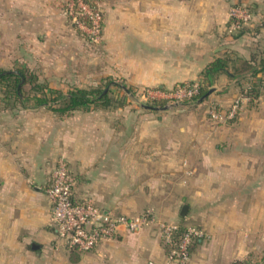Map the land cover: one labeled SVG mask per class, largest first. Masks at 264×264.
<instances>
[{
  "label": "crops",
  "instance_id": "obj_1",
  "mask_svg": "<svg viewBox=\"0 0 264 264\" xmlns=\"http://www.w3.org/2000/svg\"><path fill=\"white\" fill-rule=\"evenodd\" d=\"M244 1L254 16L233 36V0H150L144 8L116 9L106 27L111 53L125 57L120 63L137 85L171 89L199 79L219 56L250 59L264 49V0ZM45 2L0 0V15L25 39L43 18ZM129 40L131 50L120 51ZM258 77L260 93L251 100L245 93L251 76L219 74L212 100L223 110L236 101L240 108L237 116L210 123L197 114L178 118L148 106L143 112L91 106L64 115L45 106L17 114L0 110V264H180L169 259L151 225L121 229L93 250L73 254L51 222L45 190L60 157L77 177L74 196L92 198L110 212L135 215L144 207H165L174 189L210 203L213 219L227 229L226 250L215 247L216 236L201 238L187 264H232L262 250L264 71ZM179 123L184 131L176 135ZM197 124L195 135H185L188 125Z\"/></svg>",
  "mask_w": 264,
  "mask_h": 264
},
{
  "label": "rangeland",
  "instance_id": "obj_2",
  "mask_svg": "<svg viewBox=\"0 0 264 264\" xmlns=\"http://www.w3.org/2000/svg\"><path fill=\"white\" fill-rule=\"evenodd\" d=\"M45 1L47 7L43 13V18L37 27L27 30L25 39L23 33L8 28L4 16L0 15V68L15 69L20 64H25L35 70L42 81L64 91L75 86L104 87L108 79L114 78L119 83L126 84L131 90L127 93L123 87L110 83L111 94L118 101L108 107L110 110H127L129 108V110L139 109L143 112L148 111L144 107L145 105H155V109H169V115L173 117L179 118V115H183L185 112V115L186 113L188 115L197 114V117L203 119L204 122H206L205 120L209 121L207 123H210L212 119L217 120L211 114L212 106L217 105L211 98L214 91L205 99L196 102L172 96H150L145 94V91L154 87H144L131 82L129 79L132 75L131 71L125 63H120L125 57L119 59L111 53L106 29L109 18L116 17V9L131 11L136 8H144L149 5L150 0H97L103 12V19L100 30L96 34L97 30H92L91 24L80 20L79 17L70 12L68 3L71 0ZM115 30L117 31L119 28H115ZM120 43L123 42H117L118 45ZM124 44L125 49L119 48L120 51L131 50L130 48L127 49L128 45H132L131 40L124 41ZM25 87L24 93L30 95L32 93L30 85L27 84ZM9 94L10 90L6 83L0 84V110L5 108L12 111V114H17L22 110L40 108V106L33 105L32 99H27L24 103L22 100L9 96ZM45 107L51 109L48 106ZM80 110L87 111V108ZM162 111L165 110H159L156 113H165ZM191 124L195 123L191 122ZM184 125V123H179L174 134H181L184 129H180L179 126ZM198 125L195 127L188 125L192 129L188 127L185 135H195L193 129L196 130ZM208 126L209 124H205L203 128L209 131ZM182 195L183 193L174 189L169 196L167 195L170 204L165 207H153L156 215L160 219H168L178 224L197 226L204 232L203 239L207 237L212 239L216 236L215 242L217 244L215 247H219V250H226L227 229L222 224H217L215 218L213 219V208L210 203H203L200 200L190 198L188 195L183 198ZM179 200L180 202L176 204ZM183 202L188 204V212L185 216L180 213ZM147 209L144 207L142 211ZM261 246L262 250L256 248L249 256L237 260H244L249 264H264V245L261 244ZM207 249H211L209 244Z\"/></svg>",
  "mask_w": 264,
  "mask_h": 264
},
{
  "label": "built area",
  "instance_id": "obj_3",
  "mask_svg": "<svg viewBox=\"0 0 264 264\" xmlns=\"http://www.w3.org/2000/svg\"><path fill=\"white\" fill-rule=\"evenodd\" d=\"M75 1H78L80 8L78 12L75 11ZM68 7L74 16H77L79 12L88 15L92 22V30H97L95 34L100 30L103 19L100 7L93 8L84 0H71ZM229 16L231 24L228 30L234 32L251 22L254 13L246 3L234 2L230 6ZM199 89L200 80L195 79L191 83L179 85L172 90L148 88L145 94L183 99L199 93ZM239 108V101L234 102L227 110L213 105L211 114L217 120H226L237 116ZM76 183V175L70 169L66 159L60 157L45 190L52 203L51 222L57 228L59 239H62L69 248L76 246L83 251H90L101 242L116 237L121 229L138 230L151 225L159 229L164 243L169 245V259L180 264H187L191 257L190 244L194 239L202 238L204 235L199 227L187 225L184 235L179 242H176L174 236L179 228L178 223L160 219L151 208L135 215L107 211L92 198H76L74 196Z\"/></svg>",
  "mask_w": 264,
  "mask_h": 264
},
{
  "label": "trees",
  "instance_id": "obj_4",
  "mask_svg": "<svg viewBox=\"0 0 264 264\" xmlns=\"http://www.w3.org/2000/svg\"><path fill=\"white\" fill-rule=\"evenodd\" d=\"M86 3L90 4L93 8L99 7L97 0H84ZM237 3H246L250 8V4L244 0H235ZM78 1H75V11H79ZM102 10V9H101ZM80 20L92 24L88 15L79 12L78 15ZM231 21L229 22V26ZM246 25V24H245ZM245 25L234 32H229L231 36L238 32H241ZM264 71V49L262 52L254 53L250 59L243 57H232L229 54L219 56L211 61L202 71L200 80L199 93L193 95L192 97L186 98L188 101H199L200 97L205 94L210 88L214 86L217 77L221 73H228L233 78H238L237 80L252 77V81L249 82L245 89V93L254 100L258 97L260 93V86L262 79L258 77L259 72ZM193 80L180 81L175 84L173 88L179 85H185L191 83ZM249 81V80H248ZM6 83L9 87V96L15 97L25 103L27 99L33 100L34 106H48L53 111L58 112L62 115L68 114L77 109L88 108L91 106L108 108L113 104H116L117 98L111 94L112 88L110 83H114L118 87H123L128 93L131 89L127 87L124 83H119L114 78L108 79L104 87L100 86H75L67 91L60 88H55L49 85L48 82L42 81L40 75L33 69L29 68L25 64H20L15 69H5L0 68V84ZM29 84L31 89V94L24 93L25 86ZM128 88V89H127ZM166 90H172L166 89ZM123 104V103H122ZM155 106V105H154ZM187 225L179 224V228L175 232V240L179 242L186 231ZM201 238H196L190 244V252L192 253L196 243L199 242ZM165 247L170 250L169 245L165 244ZM73 254L79 255L83 250L78 247L70 248ZM234 264H249L244 262V260H236Z\"/></svg>",
  "mask_w": 264,
  "mask_h": 264
},
{
  "label": "water",
  "instance_id": "obj_5",
  "mask_svg": "<svg viewBox=\"0 0 264 264\" xmlns=\"http://www.w3.org/2000/svg\"><path fill=\"white\" fill-rule=\"evenodd\" d=\"M214 90V88L212 87V88H210L205 94H203L201 97H200V101L201 100H203V99H205L212 91ZM145 106H148V107H150V108H156V106H154V105H145ZM187 211H188V204L187 203H185L184 205H183V207H182V210H181V214H183V215H186L187 214Z\"/></svg>",
  "mask_w": 264,
  "mask_h": 264
}]
</instances>
